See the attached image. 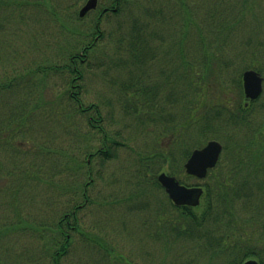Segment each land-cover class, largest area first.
<instances>
[{
	"label": "rangeland",
	"instance_id": "1",
	"mask_svg": "<svg viewBox=\"0 0 264 264\" xmlns=\"http://www.w3.org/2000/svg\"><path fill=\"white\" fill-rule=\"evenodd\" d=\"M116 1L99 0L96 17L92 11L82 18L87 0H0V264H53L56 228L74 206H80L82 232L68 230L71 242L61 264L231 263L232 254H216L200 234L172 229L176 225L170 222L180 212L173 214L164 189L152 183L155 175L158 180L160 173L169 174V166L155 164L153 173L142 176L136 170L139 155L151 157L166 148L171 131H180L186 118L194 120L205 110L202 102L215 107L216 100L233 105L239 99L234 88L245 67L264 60V0ZM104 11L92 39L95 46L81 66L83 79L72 90L80 91L85 107L99 106L98 114L83 116L65 93L71 77L61 70L66 51L83 47L86 37L80 34ZM133 33L149 41L137 47L145 52V65L135 70L130 68ZM183 57L200 64L195 72L188 70L192 84L181 79ZM126 59L130 63L124 68ZM205 62H210L208 70ZM201 76L213 85L199 84V90ZM132 81L139 90L159 89L154 117L136 111L132 98L149 92L125 91ZM191 98L195 105L189 111ZM248 113L237 136L253 132L254 142L264 121V92ZM90 117L117 144L110 146L111 158L91 157L93 179L85 200L87 167L82 163L103 138ZM202 124L187 128L191 154L209 141L223 143L214 134L219 129L199 134ZM167 131L165 138L158 137ZM187 159H179L184 168ZM203 183L192 179V186ZM253 198L236 203L238 214L263 209L264 189L255 190ZM88 234L102 239L115 257L91 244Z\"/></svg>",
	"mask_w": 264,
	"mask_h": 264
},
{
	"label": "trees",
	"instance_id": "2",
	"mask_svg": "<svg viewBox=\"0 0 264 264\" xmlns=\"http://www.w3.org/2000/svg\"><path fill=\"white\" fill-rule=\"evenodd\" d=\"M110 1L114 3L116 0ZM116 2L120 4L119 0ZM93 13H95L96 17V12L93 11ZM104 14H106L105 11L100 13L96 20L94 19L96 24L90 26L89 29L80 34H85L84 37H86L84 38L86 41H84L83 47H79L81 49L75 50V48L72 47L69 52L66 51L67 62L63 65L61 70L62 73H66L71 77L67 81L69 88L65 93L69 94V97L71 98L70 100L77 108V112L83 116H86L90 111H94L98 114L100 110L99 106L91 104L88 107H85L79 98L80 91L74 93L72 90L74 87H77L76 82L83 79V70L81 69V66L86 63V58L90 56L89 54L95 46V41L93 42L92 39L99 31L98 29L102 19L101 16ZM69 31L72 34H75V29ZM145 37L147 39V36ZM145 37L142 38L139 34L135 35V33H133V39L130 41V46H132L133 52H129L135 57L132 58L134 62L130 63L129 59H126V62L125 60H122L121 64H123L124 68L127 67L129 63L131 65L130 68L133 70L138 68V66L141 67L145 65V60L142 59L145 55L142 53L145 52L137 48L141 47V45H149V41L146 40ZM183 61L185 64L182 67L183 77L181 79L190 81L188 70H190V73L191 71L195 72L194 70H196L200 64L189 61L187 62L185 58ZM203 64H205L204 68L207 66L206 70L210 68V62L207 64L205 62ZM247 69H255L264 77V60L263 62L253 61L252 65L245 67L244 71ZM204 74H206V72H204ZM136 75H132L133 81H137L138 78ZM191 79H193V77H191ZM201 79L203 81H201ZM133 81L127 89L125 88V91H128L129 93L134 92L135 94H139L143 91L149 92L148 96H143L144 98L140 97L137 100L132 98L135 106H137L136 111L140 110L141 112L146 110L148 115L154 117L155 114L153 115L152 113L155 110L157 111L158 100L155 97L158 95L159 89L154 87L152 89L147 88L148 90L144 88L139 90L136 89V87L134 88ZM190 82L192 84L193 81ZM196 84L198 87L199 84L202 86L204 85L205 87H210L213 85V81L207 78V76H201ZM197 86L195 85V89L198 90ZM139 87L141 88V86ZM191 88L193 89V86ZM234 89L237 90L239 99L234 101L233 105H231V100L224 102H217L216 100L217 104H215V107H209L206 102H202V107L205 110L198 113L194 120H188V118H186L184 126L180 127L182 130L180 129V131H178L180 132L179 136L176 135L178 133L177 131H171L172 138H170L166 148L159 149L160 151L158 152L155 151L151 154V157H143L142 155H139L140 158L138 159L136 176H142V172L144 175L147 172L149 173V171H151L149 174L153 173L156 168L155 164L160 163L161 167L169 166L170 175L180 178L182 174H185V168L183 162L179 159L189 158L191 155L190 150L185 143V138H187V135H185L187 128H193L203 123L200 128H197L199 134L203 132L207 134L210 131H214L213 128L219 129L215 131L214 134L216 138H220L223 142L224 151L218 165L209 171L208 176L205 179L201 180L204 182V194L201 204L197 207H180L174 205L169 199V202L173 204L175 210L173 214L176 211L180 212V215L176 213L177 216L175 219L173 218V221L170 223L171 225H176L173 226L172 229L181 230L179 232L183 231L185 232V235L193 236L195 233H198L201 238H206L207 243L217 249L216 254H232L233 258L230 260V264H243L250 258L257 259L261 264H264V201L262 206L263 209L255 210L253 212L254 214H244L242 216V214H238L236 211V203L246 201L251 202L254 200L253 197L255 190L262 191V189H264V121L258 127V132L254 134V142L251 138L253 137V132L251 137L249 135H246L247 137L245 136V138L237 136V130H240V128L237 127L241 124L244 125L247 122L248 112L253 105L259 102V99L248 103L244 94L242 75L238 78ZM221 90L222 87L217 93L218 99L222 93ZM183 95L185 96V94ZM206 95L207 94L203 95L202 100L207 98ZM186 96H188V94ZM193 96L195 97V93ZM189 101L191 102L189 103L190 109L188 110L192 111V106L195 105V99L191 98ZM196 110H199V108H195V111ZM153 119L157 120L156 117ZM153 119H150L149 121L154 123L151 121ZM88 122L92 124L94 129H98V131L103 134V138L100 147L95 152L91 153L82 163L83 166L87 167V171L84 173L87 179L82 186V195L85 197V200L88 198V186L91 185L93 179L92 170L90 168L91 157L100 156L109 159L112 157V149L110 146L117 144L114 139H111V141L109 140L108 135L103 128H98L99 126L95 124L96 120L94 118L90 117ZM235 126V131L228 130ZM175 128H179V126H176ZM160 135L165 138L168 135V131L163 132V134H158V137ZM147 160H150V162H146ZM193 178L194 177L185 174L184 178L178 180L183 184L192 185ZM196 179L197 178H195V180ZM152 183L154 184L153 186L163 190L162 185L157 180V175L153 177ZM79 208L80 206H74L72 210L66 212L61 217L58 223L56 232L59 239H54L55 250L52 254L53 264H61L62 257L68 251L71 242L68 230L82 232L81 228L77 226L79 223L77 218V211ZM166 214H162V219H164ZM87 240L94 246H99L115 257L114 250L110 249L102 239L95 235L92 236L91 234H88ZM125 264L131 263L127 262Z\"/></svg>",
	"mask_w": 264,
	"mask_h": 264
},
{
	"label": "water",
	"instance_id": "3",
	"mask_svg": "<svg viewBox=\"0 0 264 264\" xmlns=\"http://www.w3.org/2000/svg\"><path fill=\"white\" fill-rule=\"evenodd\" d=\"M98 0H88L79 12L84 17L89 11L97 8ZM264 78L255 70L243 73L245 95L250 100H257L263 92ZM223 145L217 141H209L201 149H195L185 164L189 175L205 178L209 169L214 168L221 157ZM158 181L166 189L173 202L178 205L197 206L200 203L203 189L197 186L182 185L175 177L163 172L158 176ZM243 264H260L255 259H250Z\"/></svg>",
	"mask_w": 264,
	"mask_h": 264
},
{
	"label": "flooded vegetation",
	"instance_id": "4",
	"mask_svg": "<svg viewBox=\"0 0 264 264\" xmlns=\"http://www.w3.org/2000/svg\"><path fill=\"white\" fill-rule=\"evenodd\" d=\"M104 9L108 10V8H104ZM107 12H108V11H107ZM107 12H106V13H107Z\"/></svg>",
	"mask_w": 264,
	"mask_h": 264
}]
</instances>
